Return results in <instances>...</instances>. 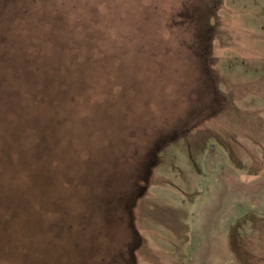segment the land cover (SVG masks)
<instances>
[{"label": "rangeland", "instance_id": "rangeland-1", "mask_svg": "<svg viewBox=\"0 0 264 264\" xmlns=\"http://www.w3.org/2000/svg\"><path fill=\"white\" fill-rule=\"evenodd\" d=\"M32 62L62 76V160L21 125L48 116ZM164 137L138 238L98 184ZM0 264H264V0H0Z\"/></svg>", "mask_w": 264, "mask_h": 264}, {"label": "water", "instance_id": "water-1", "mask_svg": "<svg viewBox=\"0 0 264 264\" xmlns=\"http://www.w3.org/2000/svg\"><path fill=\"white\" fill-rule=\"evenodd\" d=\"M22 44V43H21ZM25 56H22L21 54H16L14 56L15 59H13V62L18 66L17 72L20 73L22 72V70L24 68L22 63L26 62V59L24 60ZM37 63H30V68L27 67V69H29L30 71L34 72L36 75L35 82H37V86H39L36 89H33V91L35 92L36 90V94H30L29 97H27L28 100L31 101L32 105L29 106L27 108L26 105V101L25 103L22 105L24 108L30 109V113H31V117L35 116V111H31V109H36L37 107H41L40 109L46 108L48 106V116L45 115L41 118V123L38 125H34L32 122H25L22 123L21 125L23 127H26V129H29L33 132V134L37 135L38 137V141H37V147L38 149L34 151V154L36 156H38V158L40 157H46L49 159H60L62 160V90L59 92L58 87L62 82V76H60V74L56 73V71H53V69L50 66H46L43 68H38L36 66ZM27 66V64H26ZM48 70V71H47ZM26 73V72H25ZM60 77V78H58ZM26 84L24 82H20V86H25ZM42 92L45 93L47 96H42ZM30 93V92H29ZM35 97V98H34ZM24 98L26 99V97H21V99ZM34 98V99H33ZM5 109V106H4ZM22 109V108H21ZM3 119L6 120L5 116L2 117ZM47 118V119H46ZM26 121V120H25ZM47 121V122H46ZM142 125H140L141 127ZM36 127L34 130L31 128ZM31 132V133H32ZM81 132V130H80ZM37 137L35 136V140H37ZM175 137V136H174ZM174 137H164L163 139H159L155 142L154 147L152 148L151 152L149 153L148 158H146V163H145V168L142 171L138 170V165L140 164L141 160V156H140V162L136 163V166H134L133 168L131 167V169L129 171H127L128 174V178L124 177V181L128 180L129 178L132 179L133 174H138L136 180H142L145 184H136V180L134 181V185L132 183H128V184H122L121 179H118V181L116 182V176H118L119 174L121 175V168L122 166H120L119 168L115 165V163H112L113 166L111 167V171L109 174V179L107 181H103L102 183L99 182L98 184V189L96 194L98 193V190H100V188L102 187L103 191L106 192L108 191V187L109 186H113L114 189L118 190V194L115 197H107L104 198V200H108L107 202L111 203L110 201L112 199L114 200V204L118 205L121 202V199L119 197L122 196L121 198L125 201H127L126 203H124V205H128L127 209L129 211V227L133 233L134 236L139 238V234L138 231L136 229V225H135V221H134V215H133V207L135 206L138 198H140L141 196L144 195V193L147 190V184L149 182V178L152 174V170L155 167L156 163H157V155L158 153L161 152V150L163 149V147L170 141L173 140ZM34 138V135H33ZM32 138V141H33ZM35 142V141H34ZM24 144V143H23ZM83 147V156H85L87 159L85 160V164H87L88 166H86L85 168H88V170L95 172V170L93 168H95L94 163H95V159L96 156L98 158H101L102 162L106 163V168L108 169V161L106 160L107 158H104L103 155L98 154L99 153V149L97 151V153H93L94 155L90 154V151L88 150V154L84 153L85 149H86V144L83 141V144L81 146V148ZM80 148V149H81ZM106 147L102 146V149L105 150ZM76 152L77 148H76ZM122 152V151H121ZM33 157V156H32ZM122 160V159H121ZM117 167V168H115ZM82 177L85 179H88V172L86 170H84V165L82 167ZM59 171L58 169L52 170V171H48V175L44 178H51V180L54 178V172ZM57 174V173H56ZM42 178H40L41 180H43L44 176H41ZM99 177L96 180V186H97V181H98ZM130 181V180H129ZM110 183L108 185L107 188H105V184ZM130 186H134V189ZM130 187V188H129ZM123 190V191H122ZM132 192V194H131ZM128 194H130V196H127ZM126 199V200H125ZM123 204V203H122ZM137 246V244H134V248ZM133 248V249H134ZM132 249V250H133Z\"/></svg>", "mask_w": 264, "mask_h": 264}]
</instances>
